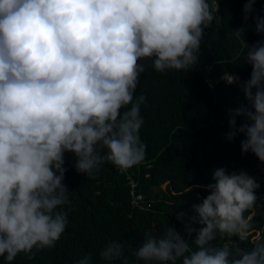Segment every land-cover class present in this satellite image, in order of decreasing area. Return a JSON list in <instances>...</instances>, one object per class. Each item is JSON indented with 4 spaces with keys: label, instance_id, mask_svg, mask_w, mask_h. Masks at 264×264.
I'll list each match as a JSON object with an SVG mask.
<instances>
[{
    "label": "clouds",
    "instance_id": "1",
    "mask_svg": "<svg viewBox=\"0 0 264 264\" xmlns=\"http://www.w3.org/2000/svg\"><path fill=\"white\" fill-rule=\"evenodd\" d=\"M259 7L258 0H234L232 23L223 24L220 0H0V257L11 262L19 253L55 248L68 233L63 209L75 204L79 183L103 161L121 171L152 166L150 145L139 135L147 93L139 85L141 96L133 97L144 70L140 61L151 58L156 76L196 63L220 89L214 102L221 109L206 118L187 94L173 103L182 107L178 115L164 113V128L195 140L174 159L185 160L198 144L217 161L205 165L202 178L179 175L186 192L202 189L189 206L167 194L170 180L159 189L151 184L147 193L132 185V208L150 212L152 221L136 232L137 264H264ZM216 19L221 27L214 30L232 29V44L212 39ZM205 41L214 50L208 56ZM66 151L76 169L67 175ZM64 245L59 253L69 250ZM98 254L105 264H130L116 241ZM74 264H93L92 254Z\"/></svg>",
    "mask_w": 264,
    "mask_h": 264
},
{
    "label": "trees",
    "instance_id": "2",
    "mask_svg": "<svg viewBox=\"0 0 264 264\" xmlns=\"http://www.w3.org/2000/svg\"><path fill=\"white\" fill-rule=\"evenodd\" d=\"M233 1L220 0L223 24L232 23ZM258 3L259 15H264L262 11L264 0H258ZM220 27L221 24L216 19L209 31L212 39L232 44L233 37L229 35L232 29L229 28L221 34L220 30H214ZM210 51L214 52L205 41L203 55H210ZM218 53L227 60V63L230 62L226 50H219ZM140 62L144 65V70L138 77L133 97L135 99L141 96L139 85L147 93V96H144V102L140 105V114L144 122L139 129V135L145 145H150L148 157H155L151 161L152 166L147 167L148 163H143L121 171L111 162L103 161L99 168L94 170V175H90L92 176L90 180L79 183L74 193V197L77 198L75 204L67 203L66 208L63 209L68 219L65 228L68 233L64 239L61 242L58 239L57 246L49 251L35 249L32 253H19L11 262L0 257V264H74V261L87 253L92 254L93 264H105L98 252L109 241L120 243L130 264H137V258L134 256V249L138 244L136 232L144 233L147 228H151L152 221L146 216L150 212L132 208L129 195L132 185L137 186V191L147 193L146 188L151 184L159 189L162 181L170 180V185L182 192L171 195L169 185L167 194L180 207L189 206L192 199L202 193L200 188H193L186 192L184 186H179L182 180L179 175L187 173L197 178L207 176L208 170L205 165L215 163L217 157L202 152L196 144V151H191L185 160L174 159L187 153L195 140L180 132H172L173 126L164 128L162 118L165 112L178 115L182 107H174L173 103L179 99L180 95L187 94L189 97L194 96V109L209 118L212 111L219 112L221 109V102L217 104L214 102L220 89L206 72L200 68L196 70V63L192 66L195 71L192 68L180 69L174 76H156L152 74L153 72L151 73L155 69L151 58L142 59ZM233 71L237 69L234 68ZM158 80L161 83H156ZM220 87L227 89L226 85H220ZM202 89L206 91L207 96ZM233 89L237 88L233 86ZM196 126L194 129L198 136ZM74 160L75 156L72 152L64 153L63 166L66 168V175L70 169H73V172L76 171L73 168ZM160 193H163L161 189ZM64 244L70 247L69 250L64 254L59 253V250L66 248ZM114 264L119 262L116 261Z\"/></svg>",
    "mask_w": 264,
    "mask_h": 264
}]
</instances>
